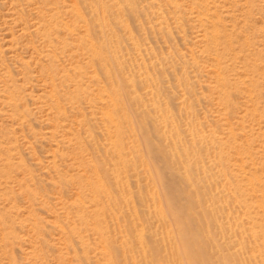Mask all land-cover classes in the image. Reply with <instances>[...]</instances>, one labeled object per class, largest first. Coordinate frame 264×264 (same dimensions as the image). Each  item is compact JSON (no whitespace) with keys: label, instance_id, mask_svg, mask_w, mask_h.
Listing matches in <instances>:
<instances>
[{"label":"rangeland","instance_id":"rangeland-1","mask_svg":"<svg viewBox=\"0 0 264 264\" xmlns=\"http://www.w3.org/2000/svg\"><path fill=\"white\" fill-rule=\"evenodd\" d=\"M0 264H264V0H0Z\"/></svg>","mask_w":264,"mask_h":264},{"label":"bare ground","instance_id":"bare-ground-1","mask_svg":"<svg viewBox=\"0 0 264 264\" xmlns=\"http://www.w3.org/2000/svg\"><path fill=\"white\" fill-rule=\"evenodd\" d=\"M78 8H79V7H78ZM78 8H77V9H78ZM175 8H176V7H175ZM101 15H102V14H101ZM201 15H202V14H201ZM97 21H99L100 23H104V22H105V20H104V16H103V17H100V16H99V17L97 18ZM101 21H102V22H101ZM84 22H85V21H84ZM202 23H203V22H202ZM206 23H207V22H206ZM209 24H210V23H209ZM214 36H215V35H214ZM214 40H215V39H214ZM84 44H85V43H84ZM87 47H88V46H87ZM89 48H90V47H89ZM87 50H88V49H87ZM93 53H95V51H93ZM93 53H91V55H92ZM95 54H96V53H95ZM86 55H87V54H86ZM100 55H101V54H100ZM93 56H94V55H93ZM96 56H97V57H96ZM98 57H99L98 55H95L94 58L97 59V60H101V59L98 58ZM101 63H102V62H101ZM103 64H104V63H103ZM113 76H114V75H113ZM108 106H110V105H108ZM108 106H107V107H108ZM107 107H106V108H107ZM108 112H109V111H108ZM108 115H109V114H108ZM112 120H113V119H112ZM113 122H114V121H113ZM111 164H112V163H111Z\"/></svg>","mask_w":264,"mask_h":264}]
</instances>
